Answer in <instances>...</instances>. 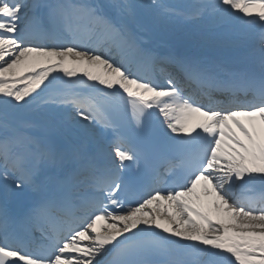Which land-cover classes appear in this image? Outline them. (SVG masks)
Instances as JSON below:
<instances>
[{
	"label": "snow or ice",
	"instance_id": "1",
	"mask_svg": "<svg viewBox=\"0 0 264 264\" xmlns=\"http://www.w3.org/2000/svg\"><path fill=\"white\" fill-rule=\"evenodd\" d=\"M0 264H264V0H0Z\"/></svg>",
	"mask_w": 264,
	"mask_h": 264
},
{
	"label": "bare ground",
	"instance_id": "2",
	"mask_svg": "<svg viewBox=\"0 0 264 264\" xmlns=\"http://www.w3.org/2000/svg\"><path fill=\"white\" fill-rule=\"evenodd\" d=\"M39 2H43V0H39ZM254 35H255V31H253V34L251 36L245 37V40L243 41L238 38H235L234 39L236 41L235 45H238L239 43H242V44L246 43L249 38L251 37L254 38Z\"/></svg>",
	"mask_w": 264,
	"mask_h": 264
}]
</instances>
